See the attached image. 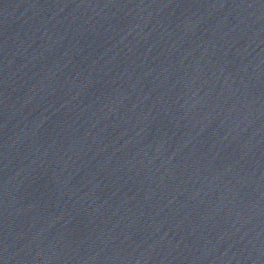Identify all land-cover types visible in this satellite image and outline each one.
Returning <instances> with one entry per match:
<instances>
[{
	"label": "water",
	"instance_id": "95a60500",
	"mask_svg": "<svg viewBox=\"0 0 264 264\" xmlns=\"http://www.w3.org/2000/svg\"><path fill=\"white\" fill-rule=\"evenodd\" d=\"M0 264H264V0H0Z\"/></svg>",
	"mask_w": 264,
	"mask_h": 264
}]
</instances>
